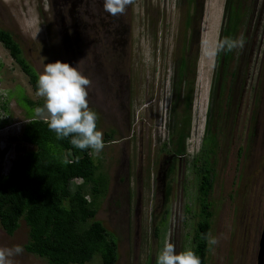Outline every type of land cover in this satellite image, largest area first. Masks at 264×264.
Here are the masks:
<instances>
[{
    "label": "rangeland",
    "instance_id": "374dc122",
    "mask_svg": "<svg viewBox=\"0 0 264 264\" xmlns=\"http://www.w3.org/2000/svg\"><path fill=\"white\" fill-rule=\"evenodd\" d=\"M183 2L132 0L112 16L101 7L103 0H0V28L12 34L38 74L60 60L77 64L91 81L88 104L104 144L92 152L107 182L94 218L117 240L116 264H156L165 240L177 252L191 249L196 160L213 136L209 234L217 243L209 246L207 264H256L264 226V0H232L243 10L234 38L242 37L244 45L224 66L211 52L225 39L227 0H205L199 43L186 53L187 62L196 61L191 100L175 61ZM40 102L0 42L2 173L33 148L21 131ZM26 240L23 220L10 235L0 225V247ZM12 259L49 264L25 250ZM84 264L102 262L96 254Z\"/></svg>",
    "mask_w": 264,
    "mask_h": 264
},
{
    "label": "trees",
    "instance_id": "16d2710c",
    "mask_svg": "<svg viewBox=\"0 0 264 264\" xmlns=\"http://www.w3.org/2000/svg\"><path fill=\"white\" fill-rule=\"evenodd\" d=\"M239 6L227 0V22L221 30L222 37L234 38L237 34L243 18ZM0 42L36 91L39 74L23 56L19 43L9 31L1 28ZM233 52L219 53L222 66L228 63ZM186 94L191 100L192 90ZM25 101L28 106L35 104L28 99ZM41 104L43 102L38 106ZM112 133V130L105 132L104 140L107 141ZM21 138L33 148L18 158L7 174L1 173L0 166V225L3 230L10 235L23 220L27 226L24 250L49 264H84L96 254L102 264H116L117 240L94 218L107 182L103 180L101 164L95 162L92 150L75 148L70 137L58 139L46 123L32 114L23 123ZM207 141L209 145L203 149L201 160H196L200 162L195 169L199 179L197 220L191 233V250L199 256L201 264H207L209 245L205 236L210 232L214 215L210 201L214 169L208 167V158L216 148V140L213 136ZM2 156L0 152V160ZM75 178L81 181L76 183Z\"/></svg>",
    "mask_w": 264,
    "mask_h": 264
},
{
    "label": "clouds",
    "instance_id": "9594fccd",
    "mask_svg": "<svg viewBox=\"0 0 264 264\" xmlns=\"http://www.w3.org/2000/svg\"><path fill=\"white\" fill-rule=\"evenodd\" d=\"M131 2L103 0V7L107 13L116 16L122 14ZM243 45L242 37L225 38L215 45L211 54L231 52ZM90 84L91 81L79 71L77 64L71 65L60 60L46 63L37 79L36 95L43 98V104L35 109V116L46 123L58 139L70 137V143L75 148L99 152L104 146L103 134L97 128V113L88 104ZM12 165L7 166L3 174H7ZM205 240L209 246L217 243L216 237L211 234H207ZM23 251V246L19 244L0 247V264H13L12 258ZM156 264H201V261L191 249L177 252L174 244L165 240L156 255Z\"/></svg>",
    "mask_w": 264,
    "mask_h": 264
},
{
    "label": "flooded vegetation",
    "instance_id": "af4514ba",
    "mask_svg": "<svg viewBox=\"0 0 264 264\" xmlns=\"http://www.w3.org/2000/svg\"><path fill=\"white\" fill-rule=\"evenodd\" d=\"M182 1H184L183 4L185 5L184 13H182V17H181V24L183 26V38L180 41L179 46H177L178 55L175 61L177 62V65L179 64L180 69H182L181 75L183 76L182 79L184 83V88L187 86L189 88L190 83H192L194 80L193 78L195 76V71H196V67H195L196 61L194 58V62L190 59H188V62H187L186 53L190 50L191 44L194 43L195 41L198 42L200 39V35L202 31V20H203L205 0H182ZM102 6L103 4H101V7ZM103 10H104V7H103ZM100 18L101 17L99 15L98 19ZM102 19H105V18L102 17L100 19L101 22H102ZM129 31H130V27L128 25L125 31V37L129 36L128 35ZM125 43H126V40H125ZM189 66L191 67L190 69H189ZM186 97H188V94Z\"/></svg>",
    "mask_w": 264,
    "mask_h": 264
},
{
    "label": "water",
    "instance_id": "95a60500",
    "mask_svg": "<svg viewBox=\"0 0 264 264\" xmlns=\"http://www.w3.org/2000/svg\"><path fill=\"white\" fill-rule=\"evenodd\" d=\"M263 218H264V207H263ZM256 259H257L256 264H264V226L261 233V237L259 239V247H258Z\"/></svg>",
    "mask_w": 264,
    "mask_h": 264
}]
</instances>
